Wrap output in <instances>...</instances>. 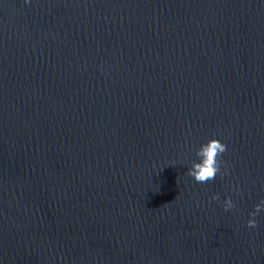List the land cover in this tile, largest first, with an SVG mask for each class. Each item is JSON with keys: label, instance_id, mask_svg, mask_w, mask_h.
Returning a JSON list of instances; mask_svg holds the SVG:
<instances>
[{"label": "water", "instance_id": "95a60500", "mask_svg": "<svg viewBox=\"0 0 264 264\" xmlns=\"http://www.w3.org/2000/svg\"><path fill=\"white\" fill-rule=\"evenodd\" d=\"M262 198L264 0H0V264H264Z\"/></svg>", "mask_w": 264, "mask_h": 264}, {"label": "clouds", "instance_id": "9594fccd", "mask_svg": "<svg viewBox=\"0 0 264 264\" xmlns=\"http://www.w3.org/2000/svg\"><path fill=\"white\" fill-rule=\"evenodd\" d=\"M27 4L30 0H24ZM227 145L222 143L217 138H210L205 143H202L195 149V156L198 158L190 162V166L185 173L191 177L197 184H206L209 181H213L219 175L221 178L229 175L228 164L222 159L224 153L227 152ZM235 195L243 197L244 192L239 186L233 187ZM210 200L220 202V196L218 193H214L210 196ZM236 202L231 196H225L221 207L225 211H231L236 208ZM264 213V198L259 202L253 204L252 210L248 213V218L244 221V224L249 229H256L259 226L257 217Z\"/></svg>", "mask_w": 264, "mask_h": 264}]
</instances>
